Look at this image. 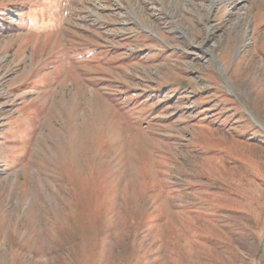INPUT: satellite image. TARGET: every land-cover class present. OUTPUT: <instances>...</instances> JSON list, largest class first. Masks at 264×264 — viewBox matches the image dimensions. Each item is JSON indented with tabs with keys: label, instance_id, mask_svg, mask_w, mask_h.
<instances>
[{
	"label": "rangeland",
	"instance_id": "374dc122",
	"mask_svg": "<svg viewBox=\"0 0 264 264\" xmlns=\"http://www.w3.org/2000/svg\"><path fill=\"white\" fill-rule=\"evenodd\" d=\"M0 264H264V0H0Z\"/></svg>",
	"mask_w": 264,
	"mask_h": 264
}]
</instances>
